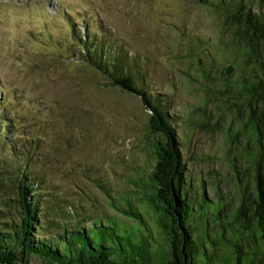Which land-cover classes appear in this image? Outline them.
I'll return each mask as SVG.
<instances>
[{
  "label": "rangeland",
  "instance_id": "rangeland-1",
  "mask_svg": "<svg viewBox=\"0 0 264 264\" xmlns=\"http://www.w3.org/2000/svg\"><path fill=\"white\" fill-rule=\"evenodd\" d=\"M246 9L264 21V0H0V102L9 117L0 131V224L19 219L17 169L27 155L46 199L41 211L52 204L50 212H68L54 216L60 226L122 219L111 203L144 201L150 193V111L80 55L88 23L171 116L194 234L203 230L195 211L204 198L232 210L250 179L246 112L226 96L254 75L244 59L255 38ZM260 176L264 194V170ZM152 217L146 222L155 234Z\"/></svg>",
  "mask_w": 264,
  "mask_h": 264
},
{
  "label": "trees",
  "instance_id": "trees-1",
  "mask_svg": "<svg viewBox=\"0 0 264 264\" xmlns=\"http://www.w3.org/2000/svg\"><path fill=\"white\" fill-rule=\"evenodd\" d=\"M254 15L246 9V18L253 23L248 22V27L255 38L247 41L244 59L254 70L253 79L242 82L238 89L231 87L226 95L246 112L249 137L243 146L251 147L247 168L250 179L240 184V197L232 210L218 202L207 204L204 198L195 211L204 219L203 230L201 235L194 234L195 216L185 188V160L171 116L135 83L126 57L116 45L95 38L88 23L78 39L80 55L92 63L95 71L105 74L112 86L139 96L150 111L149 129L156 154L149 176L150 193L144 201L137 197L126 198L121 206L111 203L122 219L106 216L103 221L94 219L87 227L79 222L60 226L54 216L68 212L60 206L50 212L52 204L45 206L48 213L41 211L39 201L46 199L38 191L37 175L27 166V155L17 169L19 219L0 226V264H264L260 176L264 170V21L256 20ZM240 35L237 30L236 36ZM259 41L263 45L257 51ZM228 86L224 85L223 92ZM8 123L7 109L0 102L2 133ZM151 213L155 234L146 222ZM49 227L60 229L48 235L38 231Z\"/></svg>",
  "mask_w": 264,
  "mask_h": 264
}]
</instances>
